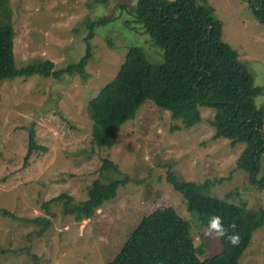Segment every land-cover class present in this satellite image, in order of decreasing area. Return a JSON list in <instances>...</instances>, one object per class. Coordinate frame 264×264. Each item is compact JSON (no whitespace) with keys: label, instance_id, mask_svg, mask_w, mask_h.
I'll list each match as a JSON object with an SVG mask.
<instances>
[{"label":"rangeland","instance_id":"obj_1","mask_svg":"<svg viewBox=\"0 0 264 264\" xmlns=\"http://www.w3.org/2000/svg\"><path fill=\"white\" fill-rule=\"evenodd\" d=\"M209 1L223 24V42L239 54L255 88L262 90L255 104L264 111V25L247 0ZM137 3L10 0L17 69L45 61L55 70L77 64L91 33L89 24L96 28L87 81L79 76L61 81L33 77L1 84L0 208L22 219L48 217L52 227L38 237L43 226L0 214V264H110L147 216L170 207L192 220L203 261L220 254V241L193 219L183 193L168 182L170 172L180 181L211 180L213 198L245 203L253 211L264 209V190L252 183L249 172L237 168L246 146L213 139V109L202 108L203 121L190 130L150 100L120 129L97 126L91 119L89 102L115 80L131 47L140 49L151 65L164 64L163 51L130 12ZM30 130L46 151L34 152L26 165ZM107 158L132 178L116 199L88 220L66 215L64 200L51 204L53 215H47L43 203L62 194L84 202L96 180L117 179V173L102 171ZM263 176L264 154L257 179ZM240 264H264V227L254 233Z\"/></svg>","mask_w":264,"mask_h":264},{"label":"trees","instance_id":"obj_2","mask_svg":"<svg viewBox=\"0 0 264 264\" xmlns=\"http://www.w3.org/2000/svg\"><path fill=\"white\" fill-rule=\"evenodd\" d=\"M247 2L254 17L264 25V0ZM130 12L163 51L164 64L151 65L140 49L131 47L115 80L89 102L91 119L97 126L120 129L135 120L150 100L161 111L170 112L174 120L183 121L190 130L203 121L202 108H211L215 112L213 139L229 140L234 147L246 146L237 168L249 172L252 183L263 191L264 176L258 180L257 174L264 154V111L255 104L256 97L263 92L255 88L239 54L223 42V24L215 17L210 1L138 0ZM95 28V23L89 24L91 33L83 41L84 54L77 64L55 70L51 61H45L17 69L14 12L10 0H0V87L6 81L33 77L61 81L79 76L83 82L87 81L85 69L94 59ZM36 151L46 149L37 143L36 133L30 130L26 165ZM102 171L117 173L118 178L96 180L87 201L75 203L72 196L62 194L43 203L47 215H53L49 211L51 204L64 200L66 215L78 221L91 219L106 202L118 197L121 186L132 182L109 158L104 160ZM167 180L183 193L193 219L220 241L222 252L203 261L204 251L194 242L192 220L170 207L147 216L110 264H240L254 233L264 227V209L253 211L245 203L236 205L213 198L211 180L203 184L180 181L172 172ZM0 214L22 219L7 209L0 208ZM22 220L43 226L37 231L38 237L52 227L48 217Z\"/></svg>","mask_w":264,"mask_h":264}]
</instances>
